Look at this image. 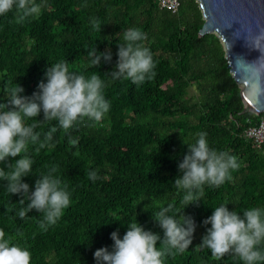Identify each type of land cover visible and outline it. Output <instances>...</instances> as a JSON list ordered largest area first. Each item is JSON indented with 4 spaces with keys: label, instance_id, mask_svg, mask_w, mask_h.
Wrapping results in <instances>:
<instances>
[{
    "label": "trees",
    "instance_id": "trees-1",
    "mask_svg": "<svg viewBox=\"0 0 264 264\" xmlns=\"http://www.w3.org/2000/svg\"><path fill=\"white\" fill-rule=\"evenodd\" d=\"M36 3L41 4L39 14L22 23L16 22L15 9L0 15V102H7V89L15 83L24 89L20 95L31 96L39 82H46L47 67L67 61L72 72L100 76L110 109L100 121L85 118L67 131L56 120L43 121L42 112L27 119L28 124L37 123L34 131L40 140L28 146L34 163L23 182L31 192L38 176L55 167L53 175L67 184L71 203L55 225L43 230L42 213L33 210L19 219L22 197L9 195L7 182L0 180V229L6 237L31 252V264H96L95 250L111 251L110 234L118 230L122 238L135 219L162 237L152 215L173 205L196 227L189 248L182 253L173 250L164 264H242L231 253L216 259L199 246L210 227L202 221L221 204L241 214L264 208V153L243 136L245 127L264 118V111L239 112L240 86L228 70L222 42L214 32H196L203 20L197 1L178 0L174 12L155 0ZM92 19L100 21L101 30L93 28ZM129 28L145 33L141 43L155 63L154 78L140 85L123 77L113 80L109 73L117 61V45L125 43L123 33ZM94 47L98 53L109 50L111 61L102 58L92 67L88 53ZM52 127L57 131L46 141L45 133ZM199 132L207 133L211 149L236 156L240 167L220 187L205 185L200 201L184 208L185 191L173 181L181 174L178 164L187 145ZM40 143L45 147L39 148ZM93 170L99 177L95 181L88 178Z\"/></svg>",
    "mask_w": 264,
    "mask_h": 264
},
{
    "label": "clouds",
    "instance_id": "clouds-1",
    "mask_svg": "<svg viewBox=\"0 0 264 264\" xmlns=\"http://www.w3.org/2000/svg\"><path fill=\"white\" fill-rule=\"evenodd\" d=\"M13 9L16 22L22 23L28 17L38 15L41 4L36 0H0V15ZM90 22L94 29L101 30L99 20ZM145 39V33L139 28H129L123 33L125 43L117 45V61L114 70L109 72L113 80L123 77L140 85L154 78L152 53L141 43ZM250 43L264 54V33L256 35ZM88 54L92 67H98L102 58L105 62L111 61L109 50L98 53L94 47ZM262 58L264 55L257 62ZM260 66L264 67V63ZM254 71L258 73L259 69ZM44 76L46 82H39L38 90L31 96L20 95L24 89L15 83L7 89V102H0V165H4L0 167V180L7 182L9 195L22 197L19 200L22 207L17 213L19 219L23 220L35 210L43 214L40 227L47 230L70 205L71 193L67 184L53 175L55 167L48 174L38 176L31 192L29 185L23 182V177L32 174L34 163L27 155L28 146L40 140V133L34 131L37 123L28 124L26 121L42 112L43 121L56 120L59 127L67 131L85 118L100 121L109 111L110 104L103 94L104 81L97 73L86 78L70 71L67 61H61L47 67ZM56 131V127L50 128L45 133V140L51 141ZM206 137V132L197 133V138L187 145V152L178 164L181 174L173 182L177 189L185 191L184 208L200 201L205 185L220 187L230 181L231 172L240 167L236 156L211 149ZM44 147L45 143L39 144V148ZM88 178L95 181L99 177L93 170L88 173ZM152 218L162 229V237L145 230L135 219L127 225L122 238L118 230L110 234L113 241L111 251L107 247L95 250L96 264H164L165 257L173 250L182 253L189 248L196 227L190 216H185L183 211H174L173 205H168L161 207ZM202 223L210 227L199 246L209 249L216 259L231 253L239 257L242 264H264V249L260 247L264 244V208H249L241 214L234 209L230 211L227 204H221ZM11 241L12 238L6 237L5 231L0 229V264H31V252Z\"/></svg>",
    "mask_w": 264,
    "mask_h": 264
},
{
    "label": "water",
    "instance_id": "water-1",
    "mask_svg": "<svg viewBox=\"0 0 264 264\" xmlns=\"http://www.w3.org/2000/svg\"><path fill=\"white\" fill-rule=\"evenodd\" d=\"M196 1L203 18L196 32H214L222 42L228 70L240 86L239 112L264 111V58L257 62L264 54L250 43L264 33V0Z\"/></svg>",
    "mask_w": 264,
    "mask_h": 264
},
{
    "label": "built area",
    "instance_id": "built-area-1",
    "mask_svg": "<svg viewBox=\"0 0 264 264\" xmlns=\"http://www.w3.org/2000/svg\"><path fill=\"white\" fill-rule=\"evenodd\" d=\"M159 7L165 8L170 12H174L177 8L178 0H155ZM243 136L247 143L264 153V118H260L255 124L244 128Z\"/></svg>",
    "mask_w": 264,
    "mask_h": 264
}]
</instances>
